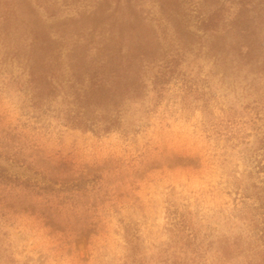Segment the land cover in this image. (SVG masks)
Here are the masks:
<instances>
[{
  "label": "rangeland",
  "instance_id": "rangeland-1",
  "mask_svg": "<svg viewBox=\"0 0 264 264\" xmlns=\"http://www.w3.org/2000/svg\"><path fill=\"white\" fill-rule=\"evenodd\" d=\"M119 55L147 61L119 129L34 105L39 60ZM0 264H264V0H0Z\"/></svg>",
  "mask_w": 264,
  "mask_h": 264
},
{
  "label": "trees",
  "instance_id": "trees-1",
  "mask_svg": "<svg viewBox=\"0 0 264 264\" xmlns=\"http://www.w3.org/2000/svg\"><path fill=\"white\" fill-rule=\"evenodd\" d=\"M240 3L247 4V0H240ZM215 13L206 18L197 17L203 31L214 30L213 24L218 21ZM143 58L119 55L89 62L78 61L70 67L72 73L65 82L59 79L60 70L54 60L45 57L39 60L38 68L29 67L27 84L36 107L62 91L66 98L71 99L65 100L67 105L63 117L66 124L82 131L109 133L123 125V117L130 111L134 117L141 109L147 85V67L143 65L147 61ZM172 73V69H166L153 76L154 102L162 96L163 86ZM184 224L183 219L173 226L186 227Z\"/></svg>",
  "mask_w": 264,
  "mask_h": 264
}]
</instances>
